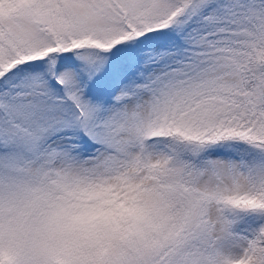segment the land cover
Wrapping results in <instances>:
<instances>
[{"label":"snow or ice","instance_id":"6c2138e0","mask_svg":"<svg viewBox=\"0 0 264 264\" xmlns=\"http://www.w3.org/2000/svg\"><path fill=\"white\" fill-rule=\"evenodd\" d=\"M0 264H264V0H0Z\"/></svg>","mask_w":264,"mask_h":264}]
</instances>
